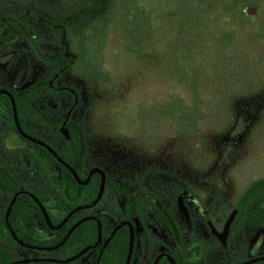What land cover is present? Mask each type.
Returning a JSON list of instances; mask_svg holds the SVG:
<instances>
[{"label": "rangeland", "instance_id": "374dc122", "mask_svg": "<svg viewBox=\"0 0 264 264\" xmlns=\"http://www.w3.org/2000/svg\"><path fill=\"white\" fill-rule=\"evenodd\" d=\"M105 2L100 15L84 18L75 31H70L78 66L58 75L54 85L59 90L55 94L42 93L37 102L39 109L47 111L56 122L63 120L70 96L62 90L69 88L78 98L70 124L86 129L96 162L105 164L108 175L139 178L168 174L172 183H185L184 197H201L205 206L213 202L215 217L227 215L253 184L264 180V84L261 93L253 98L233 94L243 101L239 108L241 119H234V123L232 112L213 114L211 120L203 122L200 113H195L186 128L181 113L170 109L174 98L188 103L190 94L171 74L172 65L166 56L162 57L166 50L159 46L150 54H131L120 29L123 22L134 19V13L138 15L133 6H146L148 0ZM29 11L30 7L16 1L4 5L0 0V37L6 32V16L22 18L38 51L35 53L26 39L0 48V62L4 63L0 66L2 86L26 90L40 86L51 69L43 58L57 56L53 32L43 18ZM53 11L47 8L43 13ZM243 12L252 17L259 15V9L252 5ZM176 58L182 62L181 48H176ZM247 217L246 209L238 214L227 248L207 264H243L264 257V246L254 248L252 241L245 246L235 238L239 222ZM18 257V261L25 259L21 254Z\"/></svg>", "mask_w": 264, "mask_h": 264}, {"label": "flooded vegetation", "instance_id": "af4514ba", "mask_svg": "<svg viewBox=\"0 0 264 264\" xmlns=\"http://www.w3.org/2000/svg\"><path fill=\"white\" fill-rule=\"evenodd\" d=\"M6 36L7 32L0 37V48L26 39L28 46L38 52L31 34L23 31L22 37L14 41H7ZM3 64L0 62V66ZM50 67L40 86L26 90L0 84V213L4 211V223L0 226L8 229L6 212L17 196L14 205L20 199L24 203L12 222L21 237L16 235L17 238L23 243L12 237L17 254L31 261L27 264H120L128 240L126 264L131 234L133 251L129 264H155L161 255L171 257L176 264H207L222 254L231 239L234 221L246 202L235 217L225 243L214 239L210 224L222 232L221 225L244 196L226 218L215 217L213 202L205 206L201 197H184L185 183L179 180L172 183L168 174L111 177L105 164L96 162L85 136L86 129L70 124L78 99L76 93L69 88L62 90L70 96V103L60 122L39 109L37 102L42 93L55 94L59 90L54 85L59 74L52 77L54 67ZM32 89L36 91L33 96L29 94ZM65 130L74 152L63 133ZM101 172L105 176V189L98 203L90 206L99 194ZM97 183V194L90 200V190H95ZM34 198L43 205L48 220ZM247 210L255 212L256 206ZM257 211L259 218L241 220L235 235L237 242L249 246L252 241L254 248L264 246V210L258 207ZM72 229L66 242L57 247ZM68 241V247L63 249ZM166 256L157 264H172ZM69 259L73 260L60 263Z\"/></svg>", "mask_w": 264, "mask_h": 264}, {"label": "trees", "instance_id": "16d2710c", "mask_svg": "<svg viewBox=\"0 0 264 264\" xmlns=\"http://www.w3.org/2000/svg\"><path fill=\"white\" fill-rule=\"evenodd\" d=\"M14 1L22 7H30V15L43 18L55 36L57 56L54 59L43 58L54 67L52 77L54 73L71 71L78 66L79 60L69 33L75 31L84 18L100 15L106 6L105 0H2V3ZM247 5L257 7L259 15H246L243 10ZM47 8L55 11L43 13ZM137 9L133 6V12L138 11V15L134 13L132 21L126 20L120 26L127 39V48L136 55L150 54L159 46L166 50L162 57L166 56L172 65L171 74L190 94L188 103L183 98H174L171 102L170 110L181 113L185 127L195 113H200V121L203 122L211 120L213 114L232 112L235 117L232 118L233 123L234 119L237 121L243 101L232 97L233 94L244 93L253 98L261 93L264 84V0H148L146 6H138ZM4 27L7 41L21 38L23 31L29 35L32 33L24 19L10 14L4 18ZM176 48L183 50L182 62L177 61ZM35 93L34 89L29 92L31 96ZM58 154L66 159L62 152L58 151ZM252 189L254 191L239 215L244 209L256 206L255 212L247 210V214L257 220V208L264 210V180L253 184L248 191ZM97 191L98 183L95 190H90V200ZM22 206L21 199L14 205L9 217L11 225ZM0 216L3 224L4 211ZM12 228L21 238L13 225ZM68 245L69 241L63 249ZM127 251L128 240L120 255V264H124ZM18 260L11 234L0 226V264Z\"/></svg>", "mask_w": 264, "mask_h": 264}, {"label": "water", "instance_id": "95a60500", "mask_svg": "<svg viewBox=\"0 0 264 264\" xmlns=\"http://www.w3.org/2000/svg\"><path fill=\"white\" fill-rule=\"evenodd\" d=\"M250 12H254V9H251ZM12 102H13V110H14V114H15V119H16V122L18 124V119H17V110H16V106H15V103H14V100L12 99ZM63 133L65 134V137L67 138V141L71 147V149L73 150L74 152V146H73V142L67 132V130L63 131ZM26 137V136H25ZM28 138V137H26ZM30 139V138H28ZM32 140V139H30ZM34 142H36L35 140H32ZM102 174V183H101V187H100V190H99V194L96 198V200L90 205V206H94L98 203V201L101 199L102 195H103V192H104V189H105V176L104 174L101 172ZM254 191V189H252L251 191H248L244 197L242 198L241 202L235 207V209L232 211V213L229 215L227 221H226V224L224 226V230L222 232H219L215 229V227L210 224V227L212 229V234H213V237L214 239L218 240V241H221L223 243L226 242L228 236H229V233H230V230H231V225L235 219V217L237 216V214L239 213L240 209L242 208V206L244 205V203L246 202V200L248 199V197L250 196V194ZM16 198L17 196L14 197V199L12 200L7 212H6V216H5V220H6V223H7V226H8V230L11 234V236L21 245H23V243L21 241H19V239L17 238L16 234L14 233L13 229L11 228L10 224H9V216H10V212L14 206V203L16 201ZM34 200L38 203V205L40 206V208L42 209L43 213L45 214L47 220H48V217H47V214L44 210V207L43 205L36 199L34 198ZM49 222V221H48ZM50 224V223H49ZM73 229L64 237V239L62 240V242L57 246V247H60L62 246L66 240L68 239L69 235L72 233ZM132 251H133V235L131 234V239H130V246H129V252H128V257H127V261H126V264H129L130 263V259H131V256H132ZM166 255H161L159 256L156 261H155V264H157L159 262V260L164 257ZM78 257V256H77ZM170 259V261L172 262V264H176L175 261H173V259L169 256H166ZM75 259V258H73ZM73 259H69V260H65V261H61L60 263H68L70 262L71 260ZM264 261V257L262 258H258V259H255V260H252V261H249V262H246V263H243V264H254V263H258V262H262ZM31 261H28V260H21V261H15L11 264H27V263H30Z\"/></svg>", "mask_w": 264, "mask_h": 264}]
</instances>
